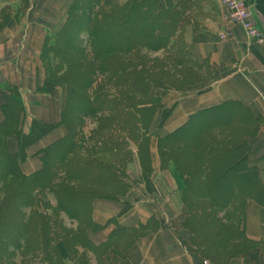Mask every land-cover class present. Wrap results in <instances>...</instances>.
<instances>
[{
    "label": "trees",
    "instance_id": "obj_1",
    "mask_svg": "<svg viewBox=\"0 0 264 264\" xmlns=\"http://www.w3.org/2000/svg\"><path fill=\"white\" fill-rule=\"evenodd\" d=\"M213 5L212 0H74L65 24L47 37L40 55L45 78L37 91L66 90L57 125L29 119L17 90L4 96L0 264H88L89 254L102 264L109 250L121 255L110 241L94 245L88 238V231L97 229L92 205L125 198L142 182L153 191V122L160 114V127L171 114V108L154 104L153 94L199 85L205 62L181 36L191 9L200 13ZM158 52L168 61L150 58ZM87 121L96 127L86 144ZM256 125L242 105L224 102L194 112L155 139L160 169L171 172L187 211L183 227L191 245L214 263L225 264L246 250V203L264 204L257 173L247 167V139ZM57 126L65 135L37 153L40 170L24 175L26 149ZM10 138L16 140L14 154ZM135 157L140 175L132 181ZM62 217L75 228L67 229ZM117 236L114 230L109 239Z\"/></svg>",
    "mask_w": 264,
    "mask_h": 264
},
{
    "label": "crops",
    "instance_id": "obj_2",
    "mask_svg": "<svg viewBox=\"0 0 264 264\" xmlns=\"http://www.w3.org/2000/svg\"><path fill=\"white\" fill-rule=\"evenodd\" d=\"M216 1L221 14L219 0ZM247 1L264 38V0ZM73 2L0 0V112L6 90L15 89L29 119L52 125L59 122L66 90L56 87L48 95L37 91L45 78L40 55L47 37L53 36L65 24ZM194 11L192 14L200 15ZM206 24L210 26L209 30L193 37L197 60L206 62L209 68L203 88L181 92L155 90L153 94L154 104L171 108V114L162 126L159 127L158 115L153 122L150 143L153 191L146 193L139 184L125 198L96 200L92 205L91 221L97 229L88 231V238L94 245L118 242L120 236L109 239L117 228L121 229V237L129 241L121 255H111L109 250L108 261L102 259V264H218L192 247L191 235L183 227L187 211L171 172L160 169L155 145L157 137L176 130L198 110L236 102L257 120L256 133L247 139V167L257 173L264 191V42L255 44L239 26L231 27V39L220 41L218 35L227 27L220 21L213 24L206 21ZM64 135L65 128L57 126L29 146L26 159L20 165L21 172L30 175L40 170L37 153ZM7 145L12 154L16 153L15 138H10ZM134 172L139 177V170ZM125 205H128L126 211ZM144 225L147 227L142 229ZM243 230L246 250L225 264H264V204L246 203ZM123 250L121 248V252ZM89 257L92 264H97L91 254Z\"/></svg>",
    "mask_w": 264,
    "mask_h": 264
},
{
    "label": "rangeland",
    "instance_id": "obj_3",
    "mask_svg": "<svg viewBox=\"0 0 264 264\" xmlns=\"http://www.w3.org/2000/svg\"><path fill=\"white\" fill-rule=\"evenodd\" d=\"M212 4H214L212 9L210 7L204 8L200 12L199 16H195L194 14H192L194 9H191L186 15V16H190L191 19L189 18V25L185 27L184 32H183L181 37H182L183 41L186 43V45L189 48H191V50H193V37L195 36V34L199 33V32H206L207 30H209L210 26L209 25L207 26L206 21H208V24H213V23H216L217 21L221 22V14L219 13V8H218V5H217V1L216 0H212ZM178 5L179 4L177 3L176 6H178ZM193 53H194V51H193ZM149 56H150L151 59H155L156 58L159 61H165V62H167L168 58H169L168 55H166V53H163V52H158L156 54H149ZM205 68H208V64L206 62L204 64V68H202V71H201L202 73H198L199 85H197V86L195 85L194 88H188V89H185L183 91H190V90H195L196 91V90H199V89L203 88V86L207 82L206 78L209 75V72H207L208 70L205 69ZM207 73H208V75H207ZM159 116H160V114H159ZM95 127H96V124L94 122H89V121L85 122L84 127H83V136H84V141L86 142V144H87L86 140H88L91 132L94 130ZM89 144H90V142H89ZM131 148H132V150L134 152V148L133 147H131ZM135 169H138V161H136V157L134 158V162L130 166V176H131L130 179L132 181L133 180H137V177L135 176V172H134ZM138 185L139 184H137L136 187ZM140 185H142L145 188V192L146 193H149L148 190L146 189L145 183L142 182ZM139 189H140V187H139ZM142 195H144V194H142ZM135 196H138V194H136ZM61 220H62L64 226L67 229H70V228L74 229L75 228V225L74 224H70V222L67 219H65L64 217H62ZM117 233L121 234L120 228H117ZM110 244L115 245L119 249V252H121V248L124 249L121 252V254H123L125 249L129 246V241H127V239L124 240L120 236L118 242L112 241ZM20 260H19V262H20ZM91 260L89 261L87 259L88 264H92Z\"/></svg>",
    "mask_w": 264,
    "mask_h": 264
},
{
    "label": "built area",
    "instance_id": "obj_4",
    "mask_svg": "<svg viewBox=\"0 0 264 264\" xmlns=\"http://www.w3.org/2000/svg\"><path fill=\"white\" fill-rule=\"evenodd\" d=\"M219 6L221 22L227 27L218 35L220 41L231 39V27L239 26L255 44H263L264 38L256 25L252 6L246 0H219Z\"/></svg>",
    "mask_w": 264,
    "mask_h": 264
}]
</instances>
